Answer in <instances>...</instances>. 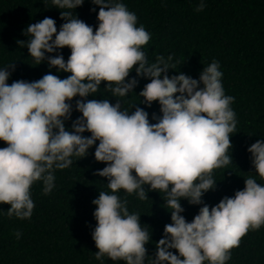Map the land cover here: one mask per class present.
<instances>
[{
	"label": "clouds",
	"instance_id": "clouds-1",
	"mask_svg": "<svg viewBox=\"0 0 264 264\" xmlns=\"http://www.w3.org/2000/svg\"><path fill=\"white\" fill-rule=\"evenodd\" d=\"M43 3L48 6V0ZM51 3L61 9L59 30L55 19L45 16L27 24L21 31L28 38L16 42L26 45L38 64L46 61L49 68L70 74L60 78L47 72L32 81L16 79L9 84L14 63L0 67V140L5 142L0 147V202L10 204L7 215L30 217L33 182L42 181V192L49 193L54 187L53 170L68 167L72 157L87 155L95 144L94 158L105 166L94 174L106 177L111 190L99 191L91 201L96 205L91 236L97 260L107 255L126 264H145L148 230L118 192H135L143 200L149 190H157L171 209V222L155 241L156 251L148 264H224L242 235L264 224V184L249 176L242 189L211 207L202 201L216 184L212 169L230 162L226 153L237 123L230 106L234 97L224 93L219 61L204 66L198 78L182 71L169 75L168 70L174 69L172 55H158L148 62L141 46L150 33L142 24L137 26L135 13L124 3L92 0L100 5L95 30L70 11L83 0ZM204 7V0H199L195 10ZM64 46L70 49L66 60L59 51ZM133 68L136 76L129 75ZM140 76L150 78L138 92L144 98L141 103L159 104L161 115L152 114L154 123L143 107L129 111L119 99L114 103L87 99L102 81L112 96L124 97ZM73 97H79L74 108L81 115L66 127ZM247 151L255 172L264 179V138L249 144ZM182 198L201 205L190 221L182 215Z\"/></svg>",
	"mask_w": 264,
	"mask_h": 264
},
{
	"label": "trees",
	"instance_id": "trees-1",
	"mask_svg": "<svg viewBox=\"0 0 264 264\" xmlns=\"http://www.w3.org/2000/svg\"><path fill=\"white\" fill-rule=\"evenodd\" d=\"M119 2L135 13L137 26L142 24L150 33L149 40L141 46L148 62H154L158 55L165 58L172 55L174 69L168 70L169 75L182 71L198 78L204 66L213 59L219 61L224 93L234 97L230 106L237 123L230 133L232 144L226 153L230 162L212 169L216 184L203 194L202 201L211 207L223 196H231L235 190L242 189L249 176L264 184L247 151L249 144L264 138V0H204L205 7L200 11L195 10L199 0ZM99 7L93 5L92 0H83L70 11L73 16L93 25L95 30ZM60 11L51 0L47 7L43 0H0V67L14 63L9 84L16 79L32 81L47 72L60 78L70 74L57 72L55 66L49 68L46 61L38 64L28 53L27 46L16 42L28 38L21 31L27 24L45 16L54 18L59 30L63 22ZM59 51L66 60L70 49L64 46ZM129 75L136 76L134 68ZM137 79L134 90L124 97L112 96L104 88L106 82L102 81L97 92L89 94L87 99L104 98L110 103L119 99L121 107L129 111H134L136 106L143 107L149 113V122L154 123L152 114L161 115L159 104L153 101L147 106L141 103L144 98L138 94L150 78L140 76ZM77 98L73 97V112L65 121L66 127L81 115L74 108ZM83 134L90 135L87 131ZM3 146L5 142L0 140V147ZM94 148L95 144L83 157H72L73 163L68 167L54 169V187L49 193L42 192V181L33 182L30 193L34 207L30 217L8 216L10 204L0 202V264H126L123 259L112 260L107 255L100 260L95 258L98 249L91 231L96 224L93 217L96 205L91 201L99 191L111 190L107 188L106 177L94 174L95 169L105 166V162L94 158ZM145 191H148L147 185ZM118 195L127 201L130 213L140 215L141 226L148 230L150 240L145 245L148 253L145 264H148L150 255L156 251L155 241L161 237L164 225L171 222V209L166 208L164 194L157 190H149L143 200L135 192L129 194L123 189ZM180 202L184 208L182 215L190 221L201 205L190 204L187 198ZM230 252L224 264H264V224L257 229L250 228Z\"/></svg>",
	"mask_w": 264,
	"mask_h": 264
}]
</instances>
